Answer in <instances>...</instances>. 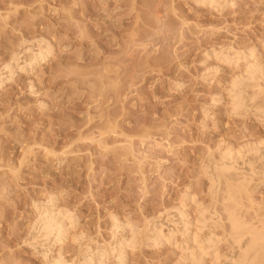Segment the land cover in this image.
<instances>
[{
    "label": "rangeland",
    "instance_id": "1",
    "mask_svg": "<svg viewBox=\"0 0 264 264\" xmlns=\"http://www.w3.org/2000/svg\"><path fill=\"white\" fill-rule=\"evenodd\" d=\"M232 52L247 61L222 58ZM249 60L260 69L237 87L238 110L231 86ZM263 67L264 0H0V264H79L121 236L123 264H239L227 210L264 229ZM52 198L71 218L47 248L34 220ZM153 221L176 237L147 239ZM187 221L216 245L197 263ZM249 257L264 264V243Z\"/></svg>",
    "mask_w": 264,
    "mask_h": 264
},
{
    "label": "bare ground",
    "instance_id": "2",
    "mask_svg": "<svg viewBox=\"0 0 264 264\" xmlns=\"http://www.w3.org/2000/svg\"><path fill=\"white\" fill-rule=\"evenodd\" d=\"M197 1V3L199 2L200 4H211V3H214V0H196ZM47 45V44H46ZM51 49V47H50V45H47V46H45V49L42 51V49L40 50V52H37V51H35V52H32V53H30V56H29V59L27 58V60H25V65L26 66H28V67H30L31 68V66H33L34 65V63L35 62H38L39 63V61H42L49 53H50V50ZM37 52V53H36ZM233 53V52H232ZM241 53H243V52H241ZM215 53L214 52H211V55H214ZM231 54V53H230ZM227 54V55H223L222 54V58H224L228 63H235V64H238V62L241 60V61H244V62H246L247 61V55H244L243 54V56H242V54H239V53H233V54ZM219 56V55H218ZM218 56H215V57H218ZM250 56H252L251 54H250ZM249 56V57H250ZM251 58V57H250ZM249 59V58H248ZM15 60V59H14ZM38 60V61H37ZM12 62H13V60H11ZM10 61V63L8 62L6 65H4V69H6V70H8L9 71V73H11L9 76H7V77H11L12 79H13V71H16V70H14L12 67H14V66H12V62ZM17 61V60H16ZM15 62V61H14ZM13 62V63H14ZM249 62H250V60H249ZM16 63V62H15ZM257 63V62H256ZM18 64H19V62H18ZM249 64V63H248ZM248 64H247V70H246V72H245V74L244 73H242L243 74V76H242V74L240 75L239 74V76H237L235 79H234V81H233V86H231L232 87V91H233V93H231V95L233 94V96H232V98L233 99H231L232 100V105L234 106V107H237L238 108V110H240L239 109V107L241 106L242 107V105L244 106V102H243V99L241 98V92L242 91H239L240 92V94H238L239 92L237 91V87L239 86V85H241V84H245L248 80H250V82H253V80H257L256 78H257V73H258V70L260 69L259 67H260V65H259V67L254 63L253 65H251L252 63L250 62V65L248 66ZM14 65H17V64H14ZM20 65V64H19ZM18 65V66H19ZM22 67H24L25 68V66H22ZM261 68H262V66H261ZM263 71H264V67H263ZM261 74L263 73L262 72V69H261ZM261 74H259V75H261ZM2 74L0 73V81H4V80H6L7 79V77H6V79L3 77V76H1ZM245 75V76H244ZM242 80H246V82L245 81H243L244 83H241L242 82ZM249 82V83H250ZM4 83V82H3ZM241 83V84H240ZM254 83V82H253ZM2 84V83H1ZM240 87H242V86H240ZM239 89V88H238ZM231 90V89H230ZM238 92V93H237ZM243 95V94H242ZM242 97H244V96H242ZM231 102V101H230ZM244 103V104H243ZM232 106V107H233ZM240 107V108H241ZM234 110V109H233ZM237 110V111H238ZM236 111V110H235ZM236 111V112H237ZM252 147V146H251ZM247 148H249L250 149V147H247ZM255 149H256V147H255ZM255 149H254V152H255ZM230 151L229 152H227V153H224V158H227V157H229L230 159H231V161H232V159L234 160V157L235 158H237L238 157V155H239V157H240V154H238V153H235V155H232L231 156V154H232V152L234 153V151H232L231 149H229ZM246 150H248V149H246ZM257 150V149H256ZM252 151H253V149H252ZM250 153H251V149H250V151H249ZM256 153V152H255ZM240 159V158H239ZM228 160V159H227ZM238 161V160H237ZM234 163H237L235 160H234ZM224 164V163H223ZM222 164V165H223ZM221 166V165H220ZM227 166V165H226ZM226 166H224L223 165V167H222V170H225V171H228V170H232V169H234L233 168V166H230V167H226ZM236 169V168H235ZM234 169V170H235ZM242 178V177H241ZM241 178H240V180H241ZM242 181H244V178H243V180ZM235 182V181H234ZM239 182V181H238ZM241 183V182H240ZM226 190V189H225ZM227 194H228V192H227ZM225 195V194H224ZM185 196H186V199L188 200L190 197H189V195H188V193H187V195L185 194ZM228 196H229V194H228ZM225 197V196H224ZM227 198H229V197H227ZM54 199H55V197H54ZM224 199H226V198H224ZM192 201L194 200V199H191ZM190 200V201H191ZM226 200H228V199H226ZM225 200V201H226ZM229 200H232V198L230 197L229 198ZM224 201V202H225ZM53 203H54V201H53V198L51 199V201H49L48 203L46 202V203H44V205H41L40 207H36L37 208V210L39 211H37L38 212V216L35 218L36 220H34V223H35V226H37L38 227V233L40 234V239L42 240V243H44L43 245L41 244V246H43V247H47L48 245H45L47 242H50V245L52 244V243H54V244H61L64 240H65V238L67 237L66 236V230L67 229H69V228H67V229H65L64 230V226H66V224L64 225V221L66 220V219H69V218H71V217H68V218H65V217H62V214L61 213H58V212H55L54 213V211H53ZM43 204V203H42ZM224 209V208H223ZM205 210V209H204ZM53 211V212H52ZM183 211V209L182 210H180L179 209V215L183 218L184 216H185V218H186V212L184 213V212H182ZM203 211V210H202ZM201 211V213L199 212V216H197V217H199L198 218V220H195L196 222H197V224H198V226L197 225H195L196 227H198V229L199 230H194V232L196 231H201L203 228H205L206 226H207V224L209 223L208 222V220L207 219H209V217H207V216H205L204 215V213ZM206 211V210H205ZM210 216H212V215H210ZM188 217V216H187ZM227 218H228V221H229V224H230V227H231V231H232V233H233V238L235 239V243H236V245L238 244V246L240 247V250H239V253L240 254H238L239 255V258H238V260H236V261H238V263L239 264H248L249 262H248V257H249V255H250V253L252 252V251H255V249H256V247H258L260 244H262V243H264V229H260V228H258V227H255V226H251L250 224H248L247 222H245V221H243V220H241V218L237 215V213H236V211L235 210H233V209H229V210H227ZM188 219H189V217H188ZM197 219V218H196ZM213 217H212V221H213ZM226 219V218H225ZM185 220V219H184ZM186 220H187V218H186ZM191 220V219H190ZM211 220V219H210ZM69 221V220H68ZM172 221H174V220H172ZM192 221V220H191ZM170 222V221H169ZM193 222V221H192ZM196 222H194V223H196ZM216 222V219H214V223ZM174 223V222H173ZM212 223V222H211ZM176 224V223H175ZM152 225V227H149V228H151V229H149V231H151V233H152V235H149V238H147V239H150V237H151V240H153L154 242H155V244H157V243H161V242H168V241H171L174 237H176L175 235H176V232L175 231H169L168 232V234H165V232H164V229H163V225H162V227L161 226H158V225H156V224H154V221H153V224H151ZM214 225V224H213ZM256 225H259V224H256ZM176 226H178V225H176ZM195 226H192V227H195ZM126 227H128V228H132L133 227V225H132V227H131V225L130 224H127L126 223V225H122V224H120V223H118V224H115V226H114V229H115V232H116V234H117V231H121V230H123V229H125ZM191 226H190V221H187L186 223H184V229H183V231H182V233L183 234H181L182 236H184L185 235V237L187 238V239H189V243H191L192 244V242H196L197 241V239L199 238L197 235L198 234H196V235H193V236H191L192 234H191V232H190V229L192 228ZM195 229V228H194ZM206 229V228H205ZM204 229V230H205ZM132 230V229H131ZM192 230V229H191ZM203 230V231H204ZM68 231V230H67ZM130 231V230H129ZM133 231V230H132ZM179 231V230H178ZM181 231V230H180ZM202 232V231H201ZM133 233V232H132ZM148 233H150V232H148ZM181 233V232H180ZM198 233V232H197ZM203 233V232H202ZM202 233H199L200 235L202 234ZM135 234V233H134ZM194 234V233H193ZM210 237V236H209ZM68 238V237H67ZM131 238V237H130ZM133 238V237H132ZM200 238H202V236L200 237ZM203 238H204V236H203ZM202 238V239H203ZM206 238H208V237H206ZM232 238V237H231ZM245 238H248V243H246L245 244V246H243L242 245V242H243V240H245ZM127 239V238H126ZM125 239V237L122 239V236H121V240H117L116 242H115V246H112V248H110L109 250H95V251H92V249L91 248H89V247H86V248H89L90 250L89 251H87V253L86 254H84L83 256H82V260H80V262H79V264H92L94 261L95 262H97V264H106V262L108 261V259H109V257L112 255V257L113 256H115L116 257V260H117V263L116 264H123L124 262V258H123V256H125V255H123V254H125L124 252H125V250L129 247L130 248V244H131V241L132 240H126ZM205 239V238H204ZM203 239V240H204ZM210 239V238H209ZM209 239H207V240H209ZM202 240V241H203ZM52 242V243H51ZM188 242V241H187ZM213 242V243H212ZM215 241H213V239H212V241L210 240V242L208 241V243H206L205 242V244H204V246H202V243L201 244H199L198 243V241H197V243L200 245V246H202V248L201 249H198V250H196V251H194V252H191V253H189L188 254V252L187 253H185V251H184V258L186 259V260H189V262L191 261V262H196V260H197V257H196V254L199 252V253H201V258H204V256L206 257V255H209L208 253H205V251H209L210 249H212V248H214L215 246H214V243ZM133 243H134V240H133ZM185 243H186V241H185ZM45 245V246H44ZM134 245V244H133ZM135 245H136V242H135ZM159 245V244H158ZM187 245H189L188 243H187ZM197 245V244H196ZM40 246V247H41ZM214 246V247H213ZM186 247V246H185ZM238 247V248H239ZM47 248H49V247H47ZM47 248H45V249H47ZM197 248H199V247H197ZM196 248V249H197ZM98 249V248H97ZM99 249H100V247H99ZM104 249V248H103ZM43 250H44V248H43ZM42 250V251H43ZM189 250V249H188ZM86 252V251H85ZM190 252V251H189ZM44 253H45V256H46V258H47V256H48V254L46 255V252L44 251ZM199 253L197 254V255H199ZM210 253V252H209ZM211 253H212V251H211ZM210 253V254H211ZM43 254V253H42ZM186 254V255H185ZM61 257H62V255L61 254H59ZM200 256H198V259H201L200 258ZM61 257H58L59 259H55V260H53L52 261V263L51 264H75V262H73V263H69V262H67V261H65V260H61ZM114 257V258H115ZM183 257V256H182ZM114 258H112V259H114ZM250 258V257H249ZM63 259V258H62ZM124 259V260H123ZM255 259V258H254ZM263 259V258H262ZM182 260V259H181ZM183 261V260H182ZM198 261V260H197ZM202 261V260H201ZM197 263V262H196ZM193 264V263H192ZM250 264V263H249Z\"/></svg>",
    "mask_w": 264,
    "mask_h": 264
}]
</instances>
